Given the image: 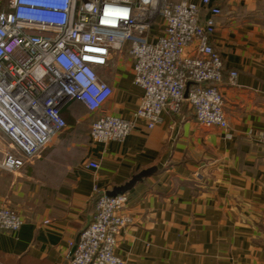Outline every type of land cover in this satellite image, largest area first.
<instances>
[{"label": "crops", "instance_id": "0c3cea01", "mask_svg": "<svg viewBox=\"0 0 264 264\" xmlns=\"http://www.w3.org/2000/svg\"><path fill=\"white\" fill-rule=\"evenodd\" d=\"M217 23L211 43L225 64L219 88L228 128L200 124L185 101L153 128L138 119L124 140L96 142L89 131L102 111L71 102L63 110L67 129L37 162L10 172L0 194V205L24 218L18 231H0V264H66L69 242L93 219L95 189L108 193L153 167L126 192L132 222L118 256L132 264H264V0L224 2ZM114 58L116 72L103 74L114 92L102 110L131 117L143 90L131 57L113 53L110 64ZM7 148L0 131V160Z\"/></svg>", "mask_w": 264, "mask_h": 264}, {"label": "built area", "instance_id": "2783aa9c", "mask_svg": "<svg viewBox=\"0 0 264 264\" xmlns=\"http://www.w3.org/2000/svg\"><path fill=\"white\" fill-rule=\"evenodd\" d=\"M227 1L0 0V131L8 139L0 168L15 172L40 157L67 129L63 110L73 101L102 111L89 131L96 142L124 140L138 119L153 128L164 110L180 112L185 101L200 124L228 128L219 88L225 64L211 43ZM118 52L131 57L133 82L143 90L131 117L102 110L114 92L102 69ZM237 75L230 72L231 84ZM95 190L93 219L69 242L66 264H132L116 253L132 222L130 198ZM23 223L19 211L0 205V231Z\"/></svg>", "mask_w": 264, "mask_h": 264}, {"label": "rangeland", "instance_id": "374dc122", "mask_svg": "<svg viewBox=\"0 0 264 264\" xmlns=\"http://www.w3.org/2000/svg\"><path fill=\"white\" fill-rule=\"evenodd\" d=\"M122 57L124 59L125 66H128L127 57L125 55L122 56ZM117 67H118V65H117V61L115 59V60H113L111 62V64L107 68H104L103 74H107V73L108 74L109 73L110 74H114L116 72ZM69 124H70V122H68V125ZM33 162L35 163L37 161L34 160ZM40 163L43 164V167L47 166V163L44 162V161H41V159H40ZM28 166H30V164H28ZM12 176H13L12 173H10L8 171H5V170H2L0 168V194H6L7 193V189H8V186H9V182L12 179Z\"/></svg>", "mask_w": 264, "mask_h": 264}, {"label": "water", "instance_id": "95a60500", "mask_svg": "<svg viewBox=\"0 0 264 264\" xmlns=\"http://www.w3.org/2000/svg\"><path fill=\"white\" fill-rule=\"evenodd\" d=\"M155 170H156L155 167L143 170V171L139 172L138 174L134 175L125 184L120 185V186H115L112 190L108 191L107 194L115 196L118 194L126 193L127 191L131 190L138 181H141L144 177L151 175Z\"/></svg>", "mask_w": 264, "mask_h": 264}, {"label": "trees", "instance_id": "16d2710c", "mask_svg": "<svg viewBox=\"0 0 264 264\" xmlns=\"http://www.w3.org/2000/svg\"><path fill=\"white\" fill-rule=\"evenodd\" d=\"M63 116L65 117L64 113H63ZM65 119H66L67 123L71 121L70 119H67L66 117H65Z\"/></svg>", "mask_w": 264, "mask_h": 264}]
</instances>
